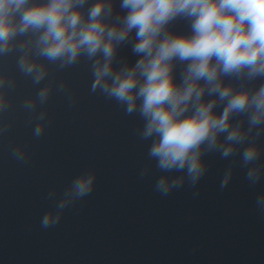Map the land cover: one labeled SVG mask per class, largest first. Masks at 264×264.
<instances>
[{
  "label": "clouds",
  "instance_id": "clouds-1",
  "mask_svg": "<svg viewBox=\"0 0 264 264\" xmlns=\"http://www.w3.org/2000/svg\"><path fill=\"white\" fill-rule=\"evenodd\" d=\"M178 19L188 22L189 32L173 30ZM122 46L138 57L134 63L120 55ZM13 53L34 86L49 78L50 65L61 72L86 60L90 91L142 122L136 135L150 141L149 164L138 176L152 175L154 162L161 173L154 190L161 196L186 184L196 188L209 170V154L228 161L221 190L237 166L250 187L264 180V0H118V7L117 0H0V58ZM15 85V76L0 70V136L13 125L3 117ZM54 89L69 95L70 106L76 103L66 81L48 79L21 105L28 123L37 121L35 138L51 122L43 106ZM11 156L29 159L19 144ZM96 179L94 170H85L58 199L49 191L54 207L40 218L41 228L59 224L70 205L93 192ZM255 206L264 213V191Z\"/></svg>",
  "mask_w": 264,
  "mask_h": 264
},
{
  "label": "water",
  "instance_id": "water-1",
  "mask_svg": "<svg viewBox=\"0 0 264 264\" xmlns=\"http://www.w3.org/2000/svg\"><path fill=\"white\" fill-rule=\"evenodd\" d=\"M172 28L190 31L183 19ZM120 55L130 63L138 59L130 46H122ZM17 56L0 58V70L16 78L8 93L12 107L3 117L13 125L0 136V264H264V213L255 206L264 180L250 187L237 166L221 190L228 161L209 154V170L196 188L186 184L161 196L154 190L161 174L154 162L152 175L138 176L149 164L150 141L136 135L142 122L90 91L86 60L61 72L50 65L49 78L34 86L17 69ZM182 68L177 65L178 80ZM51 78L66 81L76 103L70 106L69 95L54 89L43 106L51 122L35 138L37 121L29 124L21 105ZM18 144L27 149V163L11 156ZM89 169L97 174L93 192L70 205L59 224L41 228L40 218L54 207L48 192L55 189L58 199Z\"/></svg>",
  "mask_w": 264,
  "mask_h": 264
}]
</instances>
